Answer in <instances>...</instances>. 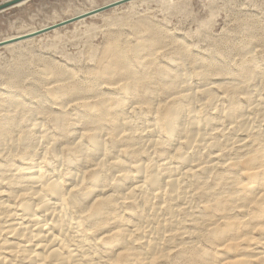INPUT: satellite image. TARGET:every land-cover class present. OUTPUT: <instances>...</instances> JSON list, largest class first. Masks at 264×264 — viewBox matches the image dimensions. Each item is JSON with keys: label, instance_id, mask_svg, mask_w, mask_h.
I'll use <instances>...</instances> for the list:
<instances>
[{"label": "clouds", "instance_id": "9594fccd", "mask_svg": "<svg viewBox=\"0 0 264 264\" xmlns=\"http://www.w3.org/2000/svg\"><path fill=\"white\" fill-rule=\"evenodd\" d=\"M0 264H264V0H0Z\"/></svg>", "mask_w": 264, "mask_h": 264}]
</instances>
